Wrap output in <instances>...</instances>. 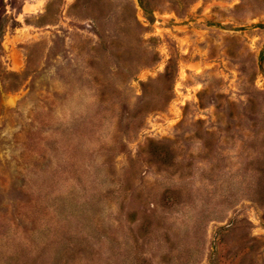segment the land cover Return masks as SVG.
I'll return each mask as SVG.
<instances>
[{
  "label": "rangeland",
  "instance_id": "1",
  "mask_svg": "<svg viewBox=\"0 0 264 264\" xmlns=\"http://www.w3.org/2000/svg\"><path fill=\"white\" fill-rule=\"evenodd\" d=\"M0 264H264V0H0Z\"/></svg>",
  "mask_w": 264,
  "mask_h": 264
}]
</instances>
